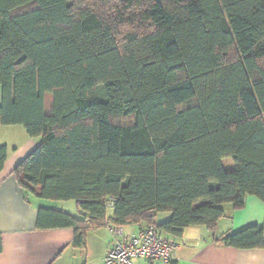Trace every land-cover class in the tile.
<instances>
[{
    "label": "trees",
    "instance_id": "1",
    "mask_svg": "<svg viewBox=\"0 0 264 264\" xmlns=\"http://www.w3.org/2000/svg\"><path fill=\"white\" fill-rule=\"evenodd\" d=\"M0 87V125L39 139L12 175L74 201L37 227H72L75 246L105 225L214 231L226 205L264 204V0H0ZM263 229L217 241L264 247Z\"/></svg>",
    "mask_w": 264,
    "mask_h": 264
},
{
    "label": "crops",
    "instance_id": "2",
    "mask_svg": "<svg viewBox=\"0 0 264 264\" xmlns=\"http://www.w3.org/2000/svg\"><path fill=\"white\" fill-rule=\"evenodd\" d=\"M20 126L0 125V146L5 145L7 149L0 170V264H102V258L114 239L107 225L89 229L80 247L73 244L72 227H37L40 206L62 208L71 213L74 211L72 207L62 206L58 202L41 200L18 186L12 170L39 143V139L30 138ZM5 130L16 133L17 139L4 134ZM225 211L226 216L217 222L214 231L194 225L186 227L180 236L165 234L176 246L173 258L166 264H264V247L238 248L217 241L226 233L250 225L262 226L264 204L249 195L243 208L235 210L227 205ZM168 218V212L159 213L157 221ZM139 226L121 227L122 234L136 233ZM134 264L163 263L136 259Z\"/></svg>",
    "mask_w": 264,
    "mask_h": 264
},
{
    "label": "built area",
    "instance_id": "3",
    "mask_svg": "<svg viewBox=\"0 0 264 264\" xmlns=\"http://www.w3.org/2000/svg\"><path fill=\"white\" fill-rule=\"evenodd\" d=\"M114 236L112 245L102 258V264H134L136 259L169 263L175 244L155 225L140 227L136 233L122 234L121 228H109Z\"/></svg>",
    "mask_w": 264,
    "mask_h": 264
},
{
    "label": "rangeland",
    "instance_id": "4",
    "mask_svg": "<svg viewBox=\"0 0 264 264\" xmlns=\"http://www.w3.org/2000/svg\"><path fill=\"white\" fill-rule=\"evenodd\" d=\"M20 129L21 130H24L23 127L20 126ZM22 132V131H21ZM4 134L7 133V135H9L11 138H16L17 139V134L14 133L13 131H4L3 132ZM52 202H58V204L62 205V206H69V207H72V211H74V214H76V208L74 206V201L73 200H67V201H52ZM227 206V205H226ZM108 213H110V209H108Z\"/></svg>",
    "mask_w": 264,
    "mask_h": 264
}]
</instances>
